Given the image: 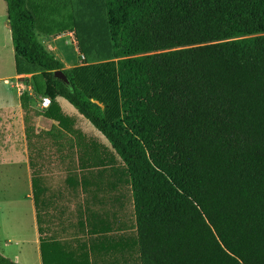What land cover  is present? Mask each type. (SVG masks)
<instances>
[{"label":"trees","instance_id":"trees-1","mask_svg":"<svg viewBox=\"0 0 264 264\" xmlns=\"http://www.w3.org/2000/svg\"><path fill=\"white\" fill-rule=\"evenodd\" d=\"M4 1L42 264H264V0Z\"/></svg>","mask_w":264,"mask_h":264},{"label":"rangeland","instance_id":"rangeland-1","mask_svg":"<svg viewBox=\"0 0 264 264\" xmlns=\"http://www.w3.org/2000/svg\"><path fill=\"white\" fill-rule=\"evenodd\" d=\"M39 36V41L43 45L55 47L53 54L68 67L67 69L83 64L84 58L79 52L74 35L73 37L66 35L56 42L42 34ZM15 56L7 5L4 0H0V111L4 109L5 103L7 106L10 104L16 117L21 110L18 91L5 84L6 78H2L3 75H7L2 72L15 71ZM32 77L30 74L24 79L27 86L22 92H27L32 98L31 105L40 109L41 96L34 88ZM59 102L64 112L76 121L81 131L103 143H108L104 135L68 101L60 99ZM38 124L40 128L48 129L52 122L40 120ZM20 146V137L17 139L14 136L8 148L0 152V253L20 264H41L35 211L33 204L28 201L32 196L29 184L31 177L28 183L27 162L25 163Z\"/></svg>","mask_w":264,"mask_h":264},{"label":"crops","instance_id":"crops-1","mask_svg":"<svg viewBox=\"0 0 264 264\" xmlns=\"http://www.w3.org/2000/svg\"><path fill=\"white\" fill-rule=\"evenodd\" d=\"M8 24H9V21H8ZM11 34H12V32H11ZM66 35L73 37L72 35H74V34L73 33H67V34H63V35L58 36V37H49V36H45V35H43V36H45V37L56 42ZM47 48L52 53L55 50V47H53V46L52 47L48 46ZM14 51H15V49H14ZM15 55H16V53H15ZM64 68L67 69L68 67L64 66ZM71 68H73V67H71ZM2 74H7V75H3L4 77H2V78H6L4 80L5 84L10 85L12 88L17 89V91H18L19 99H20V108H21L20 112L21 113L19 112L20 115H19V113H18V115H16V117H18V119H17L18 122H16L17 120H16V117L14 116V112H13L10 104H8V106H7V104L5 103L4 109L2 111H0V152L2 153V152H4V150L6 148H8L11 141L14 140V136L17 139L20 137V142H21L20 149L23 152L24 159L26 160L25 163L27 162V165L26 164L25 165L27 167L26 173H27V179H28V183H29L30 177H31V172H30L29 161H28V150H27V142H26L25 129H24V116H23V110H22V104H21V95L23 93L21 87L27 86V84L24 82V79L27 76H30V74L29 75H27V74L20 75L17 73L16 56H15V71L14 72L9 71V73L8 72L7 73L2 72ZM10 78H12V79H10ZM41 98L42 97H40V100H41ZM30 102L33 103L31 97H30ZM39 108H40V101H39ZM100 142L103 143L102 141H100ZM103 144L109 145L108 143H103ZM26 155H27V157H26ZM29 184H30V190L32 191V189H31L32 185H31V183H29ZM28 201H30L34 207V202H33L32 196H31V198L28 199ZM34 211H35V208H34ZM35 217H36V214H35ZM36 227H37V225H36ZM37 233H38V231H37ZM38 244H39V237H38ZM39 254H40V250H39ZM40 259H41V256H40ZM41 264H42V262H41Z\"/></svg>","mask_w":264,"mask_h":264},{"label":"water","instance_id":"water-1","mask_svg":"<svg viewBox=\"0 0 264 264\" xmlns=\"http://www.w3.org/2000/svg\"><path fill=\"white\" fill-rule=\"evenodd\" d=\"M54 79L62 82L65 86L70 87V81L64 70H60L54 73Z\"/></svg>","mask_w":264,"mask_h":264},{"label":"built area","instance_id":"built-area-1","mask_svg":"<svg viewBox=\"0 0 264 264\" xmlns=\"http://www.w3.org/2000/svg\"><path fill=\"white\" fill-rule=\"evenodd\" d=\"M22 87H21V89H25L24 86H22ZM50 105H51V99L49 97H42L41 98V100H40V108L41 109H43V110L48 109L50 107Z\"/></svg>","mask_w":264,"mask_h":264}]
</instances>
